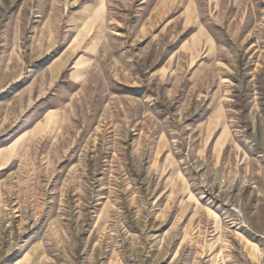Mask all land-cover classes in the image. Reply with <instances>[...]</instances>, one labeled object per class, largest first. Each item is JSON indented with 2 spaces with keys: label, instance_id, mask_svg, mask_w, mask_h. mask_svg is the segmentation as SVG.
Returning <instances> with one entry per match:
<instances>
[{
  "label": "rangeland",
  "instance_id": "rangeland-1",
  "mask_svg": "<svg viewBox=\"0 0 264 264\" xmlns=\"http://www.w3.org/2000/svg\"><path fill=\"white\" fill-rule=\"evenodd\" d=\"M0 264H264V0H0Z\"/></svg>",
  "mask_w": 264,
  "mask_h": 264
}]
</instances>
